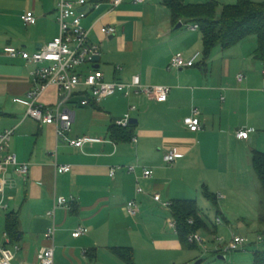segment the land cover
Returning <instances> with one entry per match:
<instances>
[{"label": "crops", "instance_id": "crops-1", "mask_svg": "<svg viewBox=\"0 0 264 264\" xmlns=\"http://www.w3.org/2000/svg\"><path fill=\"white\" fill-rule=\"evenodd\" d=\"M164 1L123 0L114 6V0H88V16L83 25L90 31L91 43L99 46L102 58L98 69L95 64H87L77 73L86 76L99 70L108 83H129L133 76H140L144 85L168 86L171 94L166 103L149 101L143 95L126 97L119 93L100 103L82 106L86 98L82 88L70 105L75 117L70 137L104 140L103 144L86 146L82 151L58 142L54 126L27 118L26 108L14 103L15 98H24L34 88L31 77L34 67L5 55L8 47L35 53L55 40L60 30L57 21L60 0H0V133L15 130L12 151L20 163L30 164L27 177L15 169L9 170L4 195L0 196V243L12 250L19 248L13 250L15 263L18 256L19 264H37L39 252L52 246L47 233L54 219L49 213L58 197L74 196L77 202L70 211H56L61 251L58 256L56 236V264H63V260L68 264L66 255L76 257V248H82L84 258L91 262L99 261L100 242L96 233L113 237L127 232L130 245H119V239L106 247L123 264L114 248L133 249L136 264L138 256L147 254L153 244L168 252H197V258H205L211 249L218 250V235L225 223V232L235 235L232 221L238 233L258 229L264 234L260 225V185L252 163L255 151L264 153V64L254 58L257 38L250 37L227 51L217 48L208 62L201 58L192 69H170L177 55L191 59L203 53V40L199 29H194L196 25L180 23L182 27L178 28ZM184 1L188 5L214 1L224 6L240 0ZM28 12H34L38 18L36 25L24 24L22 16ZM105 27L114 28L113 34H102ZM239 75L246 77L244 82H238ZM62 98L56 87H50L40 102L53 107ZM134 106L137 110L131 112ZM194 108L200 111L202 123V131L198 133H191L184 126ZM129 113L138 122L137 143H116L111 140V128ZM249 130H253L249 140L238 138V133ZM173 151L183 158L171 165L177 168L171 169L164 158ZM205 154L211 160L210 169L205 167V171L210 172L212 181L206 178L202 181V176L199 179L195 173L188 176L187 163L193 156L201 159ZM58 165L71 166L72 171L57 174ZM131 166L137 167L136 173L129 172ZM181 168L184 176L176 178ZM112 169H117L115 177H111ZM144 170L153 171V176L145 177ZM204 188L218 197V209H214L216 220L222 219L220 225L215 222V229L197 232L206 240L207 253L199 246L185 248L178 233L173 239L165 231L172 214L154 200L156 195H161L163 202L191 200L192 194L203 192ZM131 201L140 206L135 217L127 211ZM13 213L19 217L21 233L15 243L8 244L4 238L6 220ZM68 221L72 222V236L81 226L90 235L70 250L63 234ZM155 227L157 241H154ZM81 240L82 237H73L77 243ZM88 243L92 245L89 251L83 248ZM216 253L225 264H254L247 256H235L229 261L228 254Z\"/></svg>", "mask_w": 264, "mask_h": 264}, {"label": "built area", "instance_id": "built-area-1", "mask_svg": "<svg viewBox=\"0 0 264 264\" xmlns=\"http://www.w3.org/2000/svg\"><path fill=\"white\" fill-rule=\"evenodd\" d=\"M123 0H114L113 5L118 6ZM142 3L143 0H137ZM99 6H96L98 8ZM85 9V10H84ZM88 0H77L70 2L60 0L58 7L57 21L59 24V36L40 48L35 53H29L22 48L8 47L5 49V55L12 59H21L27 65L33 66L31 77L34 80V88L24 97L15 98L14 103L24 106L27 110L26 117L31 118L41 125L54 126L56 128V136L58 142L64 143L67 146L84 150L86 146L103 144L104 140L92 137H83L73 139L70 137L75 117L70 108V105L76 94L84 88L86 98L81 102L82 106L90 105V99L96 103H100L108 98H111L119 93H124L126 97L132 94L143 95L149 101L158 103H166L171 94V88L168 86H147L142 83L140 76H133L131 82L108 83L105 81L104 74L99 70H92L86 76L77 73V70L87 64L93 63V59L100 55V48L91 43L90 31L87 30L83 22L88 16ZM22 20L26 26H34L38 22V18L34 12H28L22 16ZM198 30V25L194 26ZM102 34L110 36L114 32V28L105 27L102 29ZM202 58V53L195 54L191 59L185 58L183 55H177L173 58L170 69L182 70L193 68L195 64ZM122 70V68H118ZM246 77L239 75L237 80L239 83L244 82ZM56 87L62 100L55 106H46L40 102L43 94L50 88ZM137 110V107H132L131 112ZM133 120L131 113L127 114L123 120H120L117 125L122 128H128ZM184 126L191 133L202 131V123L200 119V111L197 108L192 110L189 117L184 120ZM253 130L241 131L238 133L240 140H249ZM15 135V130H7L0 133V196L4 195L5 186L7 183L6 175L10 169H15L20 175L27 177L30 171V164L19 162L18 156L12 151V140ZM137 143V138L133 139ZM183 155L173 151L166 154L164 161L168 165L175 164ZM130 173H136L137 167H128ZM72 171L71 166H57V174H67ZM117 169L111 170V177H115ZM144 176L150 178L153 176V171L144 170ZM141 193L142 190L140 189ZM154 200L162 204V206L171 212L172 202H163L161 195L154 196ZM77 200L74 196L58 197L55 200L54 209L49 215L54 219V224L47 233L48 240L52 243L51 247L41 250L38 254L37 264H56L55 263V241L57 236L56 226V211L63 209L66 211L72 210ZM2 202H0V207ZM127 211L130 216H137L140 212V206L137 201H131L127 206ZM191 224L193 221H190ZM222 219L218 218L216 224L220 225ZM169 227L178 233L177 222L174 218L169 221ZM87 234L85 227H79L73 237L78 239ZM5 240L10 244V238L7 233L4 234ZM218 242L225 243V239L219 238ZM258 242L264 244L262 237L258 238ZM188 243L204 248L205 253L209 252L206 248V240L198 233L191 234L188 237ZM252 242L248 238L233 236L224 250L218 249V252L231 254L242 252ZM15 250H19L16 246ZM15 252L6 244L0 243V264H15ZM28 264V263H23Z\"/></svg>", "mask_w": 264, "mask_h": 264}, {"label": "trees", "instance_id": "trees-1", "mask_svg": "<svg viewBox=\"0 0 264 264\" xmlns=\"http://www.w3.org/2000/svg\"><path fill=\"white\" fill-rule=\"evenodd\" d=\"M164 4L170 11L174 24L198 25L203 40V61L208 62L217 48L227 51L242 41L255 37L258 48L254 58L264 64V1L256 3L252 0H240L235 5L221 6L214 1L202 5H188L184 0H165ZM90 104L97 103L90 99ZM135 130L136 125L131 124L128 128H122L116 124L110 131L111 140L116 143L132 142L135 138ZM252 163L260 189L264 193V153L255 151ZM203 196L218 209V197L215 194L204 188ZM217 211L219 213V210ZM171 214L177 222L178 238L185 248H197L196 245L188 243L191 234L212 230L209 220L204 216L196 200L173 201ZM190 221L193 223L191 224ZM260 225L264 227V200L261 205ZM212 228L215 229L216 224H212ZM6 232L11 242L15 243L21 233L18 215L14 213L8 215ZM113 252L125 264H136L133 249L114 248ZM254 264H264V251L254 253Z\"/></svg>", "mask_w": 264, "mask_h": 264}, {"label": "rangeland", "instance_id": "rangeland-1", "mask_svg": "<svg viewBox=\"0 0 264 264\" xmlns=\"http://www.w3.org/2000/svg\"><path fill=\"white\" fill-rule=\"evenodd\" d=\"M252 1L258 3L259 1L261 2L262 0H252ZM210 161H211L210 158L207 157L206 154L201 159H199L198 157L196 158V156H193V158H191V162L187 163V165H186L187 168L189 169L188 170V176H190V175L194 176V173H195L196 177L199 179L202 176V179H203L202 181H205V178H206V181H208V180L212 181L210 172L208 173L205 171V167L207 169H210L209 168ZM184 163H186V161L183 162V164ZM168 166H171V165H168ZM174 167H176V166H174ZM174 167L171 166L168 168L173 169ZM183 170L184 169L181 168L180 172L177 173L175 175V177L176 178L183 177L184 176ZM212 175H213V173H212ZM189 199L196 200L198 202V205L201 208V210L203 211L204 216L209 220L210 228L213 229L212 224L215 225L217 215H216V212H215L213 205L203 197L202 190L196 191V193L192 194ZM260 199L264 200V193L261 191V189H260ZM250 224H252V223H250ZM230 225L233 226V232L235 233V236L248 238L250 241H252L255 244L252 246H249L248 248H246L244 251H242L240 253L228 254V255H226L227 258H229V261H230V259L232 260L235 256H242V257L247 256V257H249V261H252V263H253L254 262V253L257 251H261V252L264 251V244L258 242L259 237H262L264 239L263 232L259 231L258 229H252L248 233L247 232L238 233L237 228L235 227L236 226L235 221H232ZM224 226L225 227L227 226L226 223ZM71 227H72V222L68 221V223L65 225L64 232H63V234L65 235L64 239H65V242L67 243L69 250L73 247H77V244H81L83 242V240H85L87 238L86 236H90V235L86 234L85 236L82 237V240L80 241V243H77V242L73 241V236H72L73 230ZM225 227L220 228V233L218 235L219 238L225 239V243L218 244L217 249L224 250L225 247L227 246V244L232 239V235L225 232ZM57 228H59V227H57ZM154 230H155L154 232L156 233L154 241H157L158 240L157 238H159V236L157 235L158 234L157 227H155ZM165 231L169 235H171V237L173 239L176 238L175 232L172 229H170L168 227V225H166ZM236 233H238V235ZM59 236H60V233L57 232V242H58L57 254H58V256L61 255V253H60L61 251L59 249L60 248L59 247V243H60ZM95 236L97 237L96 240H98L100 242L99 243L100 244V246H99V261L96 260L95 262H91L89 259L84 258L82 248L81 249L76 248V251H77L76 257L70 256V254L66 255V257L69 260V261H67L68 264H123V263H121V261L116 259L107 250L106 247L108 245H110L113 241H115V243H117L116 241L119 239H121L119 245H130V243H131L130 239L126 238V237H128L127 232L126 231L120 232V233L116 234V236H113V237L108 236L106 233L102 234V235H100L99 233L98 234L96 233ZM83 248L84 249L86 248V250L89 251L92 248V245L90 246V243H88ZM13 250L15 251V248H13ZM210 251H212V252L209 255H207L205 258L201 259V258H197L198 257L197 252H194L193 254H190L189 251H187L186 253L168 252V251L160 249L156 244H153V247L149 248V251L147 254L146 253L143 255L140 254V256H138V261H139V264H197L202 260V261H204L203 264H214V263L215 264H225L223 261H220L218 259L219 256L216 253L218 250H216V248L211 249ZM139 253H138V255H139ZM141 256H142V258H141ZM189 256L191 258H189ZM19 257H21V256H19ZM192 257H195V259H193ZM63 258H64V255H63ZM20 262H21V259L18 258V256H17V261L15 264H19ZM63 264H67V263H65V260H63Z\"/></svg>", "mask_w": 264, "mask_h": 264}, {"label": "water", "instance_id": "water-1", "mask_svg": "<svg viewBox=\"0 0 264 264\" xmlns=\"http://www.w3.org/2000/svg\"><path fill=\"white\" fill-rule=\"evenodd\" d=\"M85 10V9H84ZM182 27V24H179V26H178V28H181ZM101 58H102V55H101V53H100V55H98L97 57H95L94 59H93V63H95V66H94V68L95 69H98L99 68V63H100V61H101ZM131 124L132 125H136V124H138V122L136 121V120H132L131 121Z\"/></svg>", "mask_w": 264, "mask_h": 264}]
</instances>
